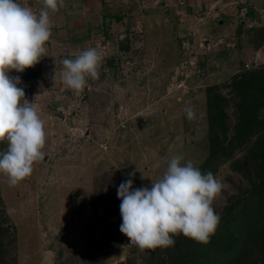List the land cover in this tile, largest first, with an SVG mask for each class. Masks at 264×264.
Wrapping results in <instances>:
<instances>
[{
	"label": "rangeland",
	"instance_id": "1",
	"mask_svg": "<svg viewBox=\"0 0 264 264\" xmlns=\"http://www.w3.org/2000/svg\"><path fill=\"white\" fill-rule=\"evenodd\" d=\"M49 18L46 56L9 72L46 142L16 186L0 173V264H208L205 244L182 234L141 250L119 231L121 182L150 187L174 155L222 182L216 230L254 232L251 219L264 218V0H64ZM88 48L102 56L99 78L76 92L62 60ZM251 238L237 264L264 263Z\"/></svg>",
	"mask_w": 264,
	"mask_h": 264
},
{
	"label": "clouds",
	"instance_id": "2",
	"mask_svg": "<svg viewBox=\"0 0 264 264\" xmlns=\"http://www.w3.org/2000/svg\"><path fill=\"white\" fill-rule=\"evenodd\" d=\"M63 6L64 0H43L37 14L17 0H0V142L7 141L6 151L0 152V173L8 177L10 187L30 176L34 162L44 159L46 132L37 107L25 99L24 88L18 87L20 77L9 72L22 73L46 56L45 44L52 34L49 10ZM101 60L95 48L63 59L62 83L83 91L87 77L99 78ZM185 112L189 120L196 118L193 108ZM183 159L182 155L171 157L150 187L133 188L129 178L117 188L119 231L141 250L174 246L173 236L178 234L206 244L217 229L220 216L212 203L223 184L211 172L202 173L192 161L182 163Z\"/></svg>",
	"mask_w": 264,
	"mask_h": 264
},
{
	"label": "trees",
	"instance_id": "3",
	"mask_svg": "<svg viewBox=\"0 0 264 264\" xmlns=\"http://www.w3.org/2000/svg\"><path fill=\"white\" fill-rule=\"evenodd\" d=\"M248 127H250V125H247L245 130H247ZM259 193L261 194V191H259ZM260 196L264 195L262 194ZM255 216V218L251 219L253 221L251 226H256V228L249 226L246 230L254 232H230L232 231L231 228L224 227L222 224L220 230H216L215 233L210 236L209 242L206 243L204 247H201V250H204L202 251L203 253L205 251L208 252L204 261H207L208 264L211 262L218 264L231 262V255H233V251L237 249L240 250V253L235 259L237 264L242 259V253L246 243L245 238H249L251 235H253L251 239H254V245L259 248L262 255H264V218L259 214H255Z\"/></svg>",
	"mask_w": 264,
	"mask_h": 264
},
{
	"label": "bare ground",
	"instance_id": "4",
	"mask_svg": "<svg viewBox=\"0 0 264 264\" xmlns=\"http://www.w3.org/2000/svg\"><path fill=\"white\" fill-rule=\"evenodd\" d=\"M229 43V42H228ZM164 70V69H163Z\"/></svg>",
	"mask_w": 264,
	"mask_h": 264
}]
</instances>
